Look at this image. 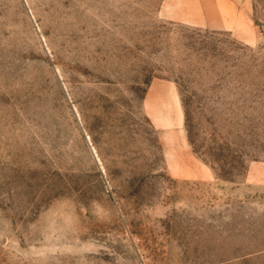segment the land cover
Here are the masks:
<instances>
[{
	"label": "rangeland",
	"instance_id": "1",
	"mask_svg": "<svg viewBox=\"0 0 264 264\" xmlns=\"http://www.w3.org/2000/svg\"><path fill=\"white\" fill-rule=\"evenodd\" d=\"M0 264H264V0H0Z\"/></svg>",
	"mask_w": 264,
	"mask_h": 264
}]
</instances>
